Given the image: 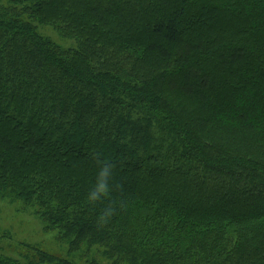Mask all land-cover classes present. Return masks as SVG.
I'll return each mask as SVG.
<instances>
[{"label": "trees", "instance_id": "16d2710c", "mask_svg": "<svg viewBox=\"0 0 264 264\" xmlns=\"http://www.w3.org/2000/svg\"><path fill=\"white\" fill-rule=\"evenodd\" d=\"M7 198L86 264H264V0H0Z\"/></svg>", "mask_w": 264, "mask_h": 264}, {"label": "rangeland", "instance_id": "374dc122", "mask_svg": "<svg viewBox=\"0 0 264 264\" xmlns=\"http://www.w3.org/2000/svg\"><path fill=\"white\" fill-rule=\"evenodd\" d=\"M39 31L51 37L62 47L74 48L76 41L63 37L53 26L38 25ZM29 245L38 247L60 258L69 259L77 264H86L92 255L83 252L71 254L68 244L60 241L55 232L45 230L43 220L31 209H24L21 202L9 198L0 201V251L21 260L34 257ZM93 254H96L95 252ZM98 264H106L102 255H96Z\"/></svg>", "mask_w": 264, "mask_h": 264}, {"label": "clouds", "instance_id": "9594fccd", "mask_svg": "<svg viewBox=\"0 0 264 264\" xmlns=\"http://www.w3.org/2000/svg\"><path fill=\"white\" fill-rule=\"evenodd\" d=\"M112 175V170L108 165H104L97 177V185L93 188V190L89 194V199L92 201H96L100 199L107 191L109 187V180Z\"/></svg>", "mask_w": 264, "mask_h": 264}]
</instances>
